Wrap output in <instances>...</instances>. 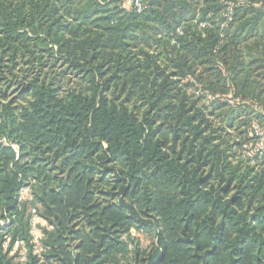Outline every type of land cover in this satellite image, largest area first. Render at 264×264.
I'll list each match as a JSON object with an SVG mask.
<instances>
[{
    "label": "trees",
    "instance_id": "trees-1",
    "mask_svg": "<svg viewBox=\"0 0 264 264\" xmlns=\"http://www.w3.org/2000/svg\"><path fill=\"white\" fill-rule=\"evenodd\" d=\"M255 125L264 0H0V264H264Z\"/></svg>",
    "mask_w": 264,
    "mask_h": 264
},
{
    "label": "built area",
    "instance_id": "built-area-1",
    "mask_svg": "<svg viewBox=\"0 0 264 264\" xmlns=\"http://www.w3.org/2000/svg\"><path fill=\"white\" fill-rule=\"evenodd\" d=\"M131 0H126V4H130ZM136 5L138 6V10H139V4L136 3ZM180 34V31H179ZM254 131L256 134V141H255V147H257L259 149V153L263 154L264 153V126H259V125H255L254 127ZM20 198H29V194H28V190L26 188L22 189V191H20ZM31 234L33 235V243L36 245L35 248V253L40 254L41 249L39 247V243H38V231L36 228V221L37 218L35 216V210L32 209L31 210ZM14 249H20L21 248V242L20 241H15L14 242ZM24 260H25V255H24V251H20V256H19V262L20 264H24Z\"/></svg>",
    "mask_w": 264,
    "mask_h": 264
},
{
    "label": "rangeland",
    "instance_id": "rangeland-1",
    "mask_svg": "<svg viewBox=\"0 0 264 264\" xmlns=\"http://www.w3.org/2000/svg\"><path fill=\"white\" fill-rule=\"evenodd\" d=\"M138 237H139L140 243L143 247L147 246L150 243V240L147 237H145L143 235H139Z\"/></svg>",
    "mask_w": 264,
    "mask_h": 264
}]
</instances>
